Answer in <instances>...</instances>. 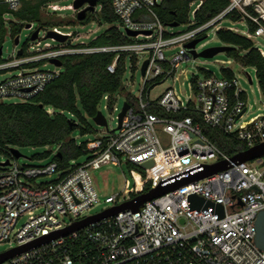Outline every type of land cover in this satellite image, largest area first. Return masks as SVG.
<instances>
[{
    "label": "built area",
    "instance_id": "built-area-1",
    "mask_svg": "<svg viewBox=\"0 0 264 264\" xmlns=\"http://www.w3.org/2000/svg\"><path fill=\"white\" fill-rule=\"evenodd\" d=\"M21 1L3 3L9 12H16ZM161 1L111 0L118 29L128 41L125 44L74 49L50 39L55 46L44 43L38 47L41 41H37L38 49L29 45L26 55L18 56L20 48L0 63V73L18 70L16 75L0 82V104L11 99L25 103L58 74L43 70L42 66L26 67L28 64L46 61L51 65V60L72 54H113L106 71L113 74L118 63L123 62L122 92L117 94L124 95L123 104L128 105L119 129L118 116L116 129L109 131L102 115L106 127H100L104 129L100 134L84 142L86 159L81 164L72 161L65 171H59L53 161L40 166L19 165L10 152L9 157L3 155L8 164L0 165V245L7 244L9 248L0 254L29 244L38 245L2 264H264V251L255 244V222L264 212L263 160L233 163L231 159L240 153L231 157L221 152L196 122L198 119L234 137L247 151L264 143V115L243 120L246 100L238 99L244 92L235 78L192 76L188 84L192 98L186 102L173 87L152 96L156 86L167 81L174 84L186 76L181 66L192 58L186 45L202 32L219 30L236 2L231 0L230 7L207 24L196 29L186 26L185 31L173 34L168 30L172 28L162 25L154 13ZM199 6L200 2L191 10V21ZM45 10L48 14L73 11L72 5L60 6L59 2L48 4ZM8 20L7 14L4 22ZM226 29L239 33L231 27ZM49 31L71 37L59 28ZM127 31L137 35L129 36ZM43 33L42 38L47 35ZM243 35L253 40L264 38V28L259 26L254 34ZM258 50L264 57V50ZM2 51L1 48L0 57ZM136 72L140 74L137 90L133 76ZM126 75L129 76L124 80ZM247 79L251 80L248 76ZM231 90L237 98L234 105L229 98ZM117 94L112 97L114 103ZM109 99L105 95L101 101L106 103V110ZM182 112L193 117H178ZM54 153L58 154L57 148ZM148 162L153 165L145 169L143 165ZM219 162H226L227 169L147 201L136 212L123 210L85 222L141 196L135 187L141 176L144 184H150L151 191L159 184H174ZM107 165L126 166L133 187L125 182L124 194L106 197L104 210L86 216L99 203L90 173ZM190 196L211 206L205 210L195 204L191 208ZM217 205L222 207V217ZM21 220L24 221L19 225ZM78 224L81 226L76 230L46 240Z\"/></svg>",
    "mask_w": 264,
    "mask_h": 264
},
{
    "label": "trees",
    "instance_id": "trees-1",
    "mask_svg": "<svg viewBox=\"0 0 264 264\" xmlns=\"http://www.w3.org/2000/svg\"><path fill=\"white\" fill-rule=\"evenodd\" d=\"M62 0H22L16 12H9L7 5L0 0V49L8 37L14 42L22 29L36 23V30L49 31L62 27L50 23L42 18L46 6ZM192 21L190 20L191 5L199 3ZM231 5V0H162L154 7V13L164 26H188L196 29L216 18ZM98 11L87 12L84 20L77 21L80 27L91 23L108 25L101 35L86 44H71L64 42L67 48H101L127 43V39L118 29L119 21L114 15L111 0H96ZM94 7V9H95ZM47 13V12H46ZM9 15L8 22L4 16ZM48 14V13H47ZM55 15V14H51ZM252 19H256L257 23ZM225 20L234 24L244 23L247 34H254L264 21L259 18L254 9L245 6L243 12L233 9L225 16ZM192 23V24H190ZM206 32L197 35L196 39L206 37ZM216 38L221 45L229 47L225 52L227 58L241 68H250L255 73L259 94L264 101V57L258 50L253 39L226 28L216 32ZM33 34V33H32ZM31 34V35H32ZM23 44L22 56L26 55L30 37ZM113 54L80 55L72 54L60 57V71L54 75L42 88L25 103L0 104V155L9 157L12 148H57L59 157L55 155L52 161L59 171L69 168L72 161L86 157L85 143L77 144L74 134L85 136L94 133L77 108L80 106L83 115L92 119L98 112L99 104L105 95L110 97L109 109L114 105L112 97L122 92L123 62H119L113 74L106 71L113 61ZM3 60L0 57V63ZM46 61L28 64L26 67H41ZM201 76L209 77L210 72L200 70ZM221 76L231 80L234 74L230 69H221ZM232 105L236 102L233 90L229 92ZM238 99L245 100V95ZM52 111V114L48 113ZM192 116L189 112H182L178 117ZM193 117V116H192ZM203 135L209 139L221 152L234 156L246 150L245 145L234 137L224 134L219 129L208 127L197 119ZM51 156L48 151L38 155L37 160H44ZM144 177L137 181L135 187L138 194H145L150 184L143 183Z\"/></svg>",
    "mask_w": 264,
    "mask_h": 264
},
{
    "label": "rangeland",
    "instance_id": "rangeland-1",
    "mask_svg": "<svg viewBox=\"0 0 264 264\" xmlns=\"http://www.w3.org/2000/svg\"><path fill=\"white\" fill-rule=\"evenodd\" d=\"M236 3H233L235 5V9L237 11L243 12V8L245 6H250L254 9V11L257 13L259 18L264 17V6L262 4V1H248V0H235ZM73 0H62L59 2L60 6H68L72 5ZM197 3L193 4L191 6V10L196 8ZM87 7V5H84L83 8ZM99 8L94 9V11H98ZM42 18L50 23L59 24L58 27L61 31L71 34V37L66 38L68 39L67 42L71 44H80V43H88L95 37L101 35L105 30H107L108 25H101L99 26L98 23H91L87 25L86 27L82 28L78 25L77 19H76V13L72 10H64L55 13V15L47 14L46 12L42 13ZM221 28L231 27L234 30L240 31L242 33H246L244 23H238L235 25H230L228 22L223 21L220 23ZM38 28V25L36 23H33L30 27V29L23 28L21 33L19 34V44L18 46L14 45V42L10 40V38H6L5 42L2 47V57L1 59L3 61H6L8 58L12 57L13 52L19 50L23 44L28 40L29 36L36 31ZM186 26H178L172 29H168L170 33H179L186 30ZM89 31L92 33L89 34ZM43 30H40L38 38L36 41L29 42V45L33 46V49H38L37 46H35V42L41 41V45L38 47H41L44 43L49 44L50 46H55V43H53L50 39L44 38ZM48 33V31H45ZM66 41V40H65ZM256 47L259 49L264 50V38L259 37L254 40ZM221 46L220 42L216 38V33L214 30H209L206 33V38L196 45L195 51L196 53H200L204 49L214 48ZM42 48H40L41 50ZM42 51V50H41ZM174 50L173 52H175ZM229 62V63H227ZM43 70L46 71H53V72H59L60 69L45 64L41 67ZM221 69H230L232 70L234 74V78L238 81L239 88L244 92L245 100H246V113L244 116V121H247L251 118H253L256 115H264V101L262 100L259 90L257 81L255 78V73L250 68H241L240 66L232 63L225 53H220L216 56H214L211 59H203V58H197L191 60L186 63H182L181 70L186 72L185 77H181L177 82L174 84L171 81H167L165 83H162L154 89L152 96L157 97L161 93H163L168 87H173L175 92L177 93L178 97L186 102L188 99L192 98L191 92L188 89V84L190 82V78L192 76L201 77L200 70H205L207 72H210L215 78L220 79L221 76ZM18 73V70L13 71H7L5 73H0V82L5 80L6 78L10 76H14ZM129 75L125 76L126 80ZM134 89L137 90L138 88V82L140 74L139 72H136L134 75ZM247 76L251 79V84L248 82ZM116 101L111 109L106 110V103L103 101L99 105V112L102 113V115L105 117L108 125L109 131L115 130L117 126V116L118 112L121 109V106L124 101V95L117 94L116 95ZM194 101V99H193ZM3 103L5 104H16L18 103L17 100H5ZM78 110L84 117L86 123L88 126L94 131V133L88 135V136H79L78 133L74 134V139L78 143H84L89 138L93 137V135L100 134L104 129H101L100 127L96 126L92 119L86 118L83 113L81 112L80 106L77 105ZM115 109V111L113 110ZM51 148V150H50ZM50 148H24V149H17L18 152L21 154L22 158L18 159L19 165H28V166H40L42 164H47L52 161V158L55 156V147ZM52 151L51 156L44 160H37L38 155H43L44 153L48 151ZM5 157L3 155H0V164L5 162ZM86 157H81L77 160V164H81L84 162ZM263 160V166H264V157H262ZM90 177L92 180V185L98 195L99 203L95 205L91 210L87 211L85 214L88 215H94L99 213L100 211L104 210L107 207V204L104 202L105 198L108 196L116 195V194H124L125 188V182L128 183L130 186L129 188L133 187V181L128 173V170L126 166L122 165L121 167H116L112 165L103 166L98 170L92 171L90 173ZM24 220H21L19 225L22 224ZM9 248V245L3 244L0 245V253L6 251Z\"/></svg>",
    "mask_w": 264,
    "mask_h": 264
},
{
    "label": "water",
    "instance_id": "water-1",
    "mask_svg": "<svg viewBox=\"0 0 264 264\" xmlns=\"http://www.w3.org/2000/svg\"><path fill=\"white\" fill-rule=\"evenodd\" d=\"M95 4H96V0H74L72 3V9L76 13L77 21L84 20L87 12H93ZM84 5H87V7L83 8ZM30 27H31L30 25H27L25 27V29L28 30V29H30ZM169 27L175 28L177 26L176 25H170ZM38 32H39V30H36L33 32V34L30 37L31 41H34L37 39ZM126 33H127V35L132 36V37L137 35V33L129 32V31H127ZM205 38L196 39V40H194V41H192L186 45V48L189 49V54L191 55V57L193 59H197V58L211 59L220 53H225L229 49V47L221 45L219 47L204 49L200 53H196V51H195L196 45L201 43ZM45 39H52L56 42L63 43L66 40V36L57 35L54 32L49 31L47 33ZM18 44H19V39L16 38L14 40V45L18 46ZM21 54H22V49H20L18 51L17 55L20 56ZM0 56H1V49H0ZM50 64L55 66V67L61 66L58 60H51ZM145 67H146V63H144V65L141 69V75L144 74ZM249 83L251 84V80H249ZM127 108H128V105L123 104L121 112L118 114V127H117V129L120 128L122 118H123L125 112L127 111ZM92 121L98 127H106L105 119L100 112H97L95 117L92 118ZM10 153L15 159L22 158L21 154L18 152V150L16 148H12L10 150ZM57 156L59 157L60 155L57 154ZM262 157H264V143L256 145L255 147L236 155L235 157H233L231 159V161L233 163H245V162H251V161H254L257 159H261ZM7 164H8V161H6L5 163L0 164V165H7ZM152 165H153L152 162H148V163L144 164L143 167L145 169H148ZM227 166H228V164L226 162H219L215 165L207 166L204 168V170L202 172H199V173H197L191 177L177 181L174 184L167 185V186H162L161 184H159L156 188L152 189L148 193L141 195V196L133 199L132 201L125 203V204L121 205L120 207H117L116 209H114L110 212H107L103 215H99V216L94 217L92 219H89L85 222H89L91 220H97V219H100L104 216L114 215V214H117L119 211H123V210H130L132 212H136L138 210V208L140 206H142L145 202L150 201V200L155 199V198H158V197H160V196H162V195H164L170 191H173V190L179 188L180 186L188 185L192 181H198V180H201V179L206 178L208 176H211L217 172L224 171L227 169ZM189 202H190L191 208H194L195 204L198 206V208H203L205 210L211 206V203L204 202L203 199L197 198L196 196H190ZM216 208L219 211V216L222 217L223 216L222 207L220 205H217ZM85 222L83 224H85ZM80 226H81V224H78L77 226H75L72 229L66 230L64 232L55 233L46 240L49 241L51 239L56 238L60 234H66L68 232L76 230ZM255 226H256L255 244L257 245V247L260 250L264 251V212H261L257 216ZM37 245L38 244H29L27 246L17 248V249L8 251L6 253L0 254V264L6 262L7 260L13 258L14 256H17V255L25 252L26 250H29L32 247H35Z\"/></svg>",
    "mask_w": 264,
    "mask_h": 264
},
{
    "label": "bare ground",
    "instance_id": "bare-ground-1",
    "mask_svg": "<svg viewBox=\"0 0 264 264\" xmlns=\"http://www.w3.org/2000/svg\"><path fill=\"white\" fill-rule=\"evenodd\" d=\"M248 1H262V4L264 6V0H248Z\"/></svg>",
    "mask_w": 264,
    "mask_h": 264
},
{
    "label": "crops",
    "instance_id": "crops-1",
    "mask_svg": "<svg viewBox=\"0 0 264 264\" xmlns=\"http://www.w3.org/2000/svg\"><path fill=\"white\" fill-rule=\"evenodd\" d=\"M239 33L243 35V33H242V32H240V31H239Z\"/></svg>",
    "mask_w": 264,
    "mask_h": 264
}]
</instances>
